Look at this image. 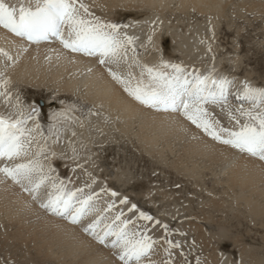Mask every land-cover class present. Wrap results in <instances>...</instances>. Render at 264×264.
<instances>
[{"label":"bare ground","instance_id":"bare-ground-1","mask_svg":"<svg viewBox=\"0 0 264 264\" xmlns=\"http://www.w3.org/2000/svg\"><path fill=\"white\" fill-rule=\"evenodd\" d=\"M6 2L17 8L26 4H31L33 8L35 7V0H6ZM175 2L177 4L175 7L177 14L182 16V18L196 16L203 19L197 20L198 24L192 29L191 33L194 34V37L190 36L191 33H185L179 28L170 32L169 36L176 44L178 54L170 50L169 44H167V37L163 33L164 27L172 16L171 14L174 13L172 4ZM83 3L89 7L90 12L103 21L117 23L120 18L124 17L128 19L130 23L126 25L129 28L125 30L124 27H121L120 31L127 33L131 37H134L136 33L142 32L140 33V41L137 43L138 45L135 44V41L133 45H129L127 57L121 60L119 64L108 63L102 65L99 63L98 56H87L80 52H71L65 49L55 38L37 44L25 38L17 37L10 31L0 27V48L5 49L13 57V62L7 76L0 79L9 81L6 91L11 90L15 94L20 90V85H28L29 95L25 101L36 104V109L38 110V114L36 115L37 120L35 118L29 121L30 127L36 129L35 127L41 124L44 128L51 129L54 126L52 117L56 115L55 112L57 111L55 109L59 107L61 98H65L63 101H68L72 99L71 93L83 94L87 102L84 103L82 109L77 110V114H85L89 103L92 102L102 109L106 117L110 118V121L113 120L115 122L114 127L120 133L129 136L131 134L148 153L153 152L156 145L160 142H162L161 144L169 145L174 140L180 141L183 139L184 144L180 145L182 146L181 151L177 148L180 152L179 159L176 162L174 160L175 166L172 168L182 169L183 172H189L191 177L195 176V174L199 173L197 165L193 163L190 166L188 163L192 160L195 161L198 157L197 160L203 161L201 164L204 165V168L206 167L213 171V166L218 167L219 172L224 171L223 179H218V182L226 187L225 190L232 192L229 195L232 196L231 199H236L238 206L243 205L242 207H245L254 216V219L259 220V223L264 226V161L246 152H241L230 145H225L214 140L202 129L187 120L182 112L164 111L140 103L109 72V68H111L113 72H116L122 78L127 79L128 77V80H131L133 85L141 79L146 83L148 80L147 74L145 73L141 77L143 66H159L163 57L164 60L170 63L180 64L188 71L195 69L199 70L198 72L202 75L211 73L217 77L230 78V73L222 72L223 66L226 65L225 60L230 57L229 54L220 56V58L216 57L208 63L201 62L204 59L200 58L202 59L200 60L201 63H197V61L192 62L193 60H191L194 54L196 56L193 50H197L199 52L197 56L200 55L202 57L200 53H206L207 49L209 50L211 46H214L211 43L212 37L204 32V25H207L210 31H216L219 20L222 17L228 18L227 16L230 13L237 16H241L245 11H253L256 13L255 15L264 14V0H85ZM168 14L171 16H168ZM140 17H144L146 20L143 21L139 19ZM149 37L152 38L151 42L149 41ZM191 41L194 46H191ZM137 47L139 48V52L135 50L134 55L132 49ZM218 47L220 45L216 46V48ZM160 51H163V54ZM211 52H215V50L213 51L212 48ZM219 55H222L221 51ZM177 56L179 57L177 58ZM196 59L194 57V60ZM237 60L238 58H236ZM234 81H237L236 78ZM238 83L234 82L233 85L239 86L240 84ZM35 86H38V88H35ZM51 87L57 88L61 94H50L44 91V88L49 89ZM258 88H264V85ZM0 91L5 90L0 89ZM236 96L234 94L232 101H239ZM18 98L12 99L7 94L0 95V115L13 119L17 118L14 111L12 114V110L14 108L16 110V102L18 101V104L20 102ZM41 98L45 100L44 105L37 103ZM8 105L14 108L11 110ZM235 105L238 106V103ZM206 108L210 114L209 119L213 120L214 118L211 116L212 109L214 111L216 108L219 111L218 113H229L231 109L229 104L225 105L227 112L226 109H222L221 105L209 104ZM18 112L20 113V110ZM18 112H16L17 115ZM86 120V117L82 118L79 123L80 125L77 127H79L78 130L85 127L87 137L89 136V126ZM215 120H218V117ZM218 121L225 127H235V121L233 120L229 119L228 122H223V120ZM241 121L243 122V120ZM107 124L98 121L94 125L100 126L105 132L108 127H105ZM37 133L35 134V132L31 131L32 139L27 157L14 161L0 160V167H12L16 163L38 159L45 168L46 165L47 167L49 165L52 171L56 170L58 171V175L62 174L65 177L69 175H67V172L71 173L73 170L72 166L76 167L77 165L74 168L75 171L72 172L74 178L71 181L67 179L68 184L66 187L71 191L81 188L84 190V194H89L93 189L91 187L95 180L91 167L95 164L96 157L88 153L82 155L79 164L74 163V159H71L69 155L64 153V146L62 145V141H59V138L53 135L55 138H53L52 143L44 148L45 142L40 146L42 138ZM66 134V131H61L59 135L57 134V136L62 137L61 140L64 139L66 147L77 144L78 139L73 138L72 141H69L65 138ZM87 142L89 141L87 140ZM150 154L152 155V153ZM238 155L239 157L234 159ZM60 164L67 165L63 167V165L59 166ZM176 169L175 171L177 172ZM179 172L181 173V171ZM91 173L93 174L90 175ZM24 183L27 186V182ZM46 187L48 186L45 184L41 189ZM138 187L140 188L141 186ZM41 191L36 198L37 200L32 199L33 193L24 191V188L20 184L15 183L12 179H8L3 173H0V220L5 223V228L7 229L4 231L7 233H0V248L1 250L8 251L9 245L19 240L20 242L15 244L25 249L23 257H13V261L21 260L22 262L30 263V261L34 260L37 262L38 259L42 264L54 257L59 264H123L115 258V255L111 256L113 248H110L109 245L95 243L96 241L93 242L92 238H88L90 235L87 236L84 233V227L82 228V226H88L90 220L95 218V214L85 217L79 225L78 223H72L68 217H62L55 213H53L54 215H48L47 209H43L39 201L41 204L47 202L45 198L48 197L50 190L45 192L46 194ZM138 195L140 194H136L137 197ZM144 195H149L150 197L157 196L159 199L168 202L175 198L171 192L166 190H157L156 192L144 190ZM103 201L104 199L96 206L104 207ZM226 204L227 201L224 198L212 196L199 207L200 211H202L200 215H197L194 221L190 220V225L195 234L194 237H197L204 251V256L202 257L204 264H220L222 260V257L218 254L219 251H217L219 246L217 247L214 244H216L218 238L221 239L222 236L228 234H226L227 229H225L227 223L226 221L219 222V218L216 219L217 217L214 220L213 216H215L214 213L216 212L224 211L227 208ZM122 206L121 204L119 208ZM206 219L217 221V226H219V233L217 232V235L205 227L206 225H204L203 221ZM242 240L240 236L235 235L233 237V243L238 244L237 246L241 245L240 249H238L240 250L242 262L244 264H264V244L261 248H252L253 250H250V246L248 247L243 244ZM105 242L109 244L110 240ZM165 247L166 245L163 240L157 241L154 245L151 259H155V264H163L162 258H164L163 251H165ZM226 258L228 259L227 255L225 256ZM219 259L220 261H218Z\"/></svg>","mask_w":264,"mask_h":264},{"label":"rangeland","instance_id":"rangeland-1","mask_svg":"<svg viewBox=\"0 0 264 264\" xmlns=\"http://www.w3.org/2000/svg\"><path fill=\"white\" fill-rule=\"evenodd\" d=\"M176 5V2L172 4L174 13L171 14L172 16L168 14V16H171L169 18L170 21L168 20L167 25L163 29V33L167 37V44H169L170 50L174 51L175 54H178L177 46L169 36L170 32L175 31L179 28L185 33H191L192 29L198 24L197 20L199 21L203 19L202 17L197 18L196 16L182 18V16L177 14V9L175 8ZM255 14L256 13L253 11H245L242 13L241 16H237L235 14L230 13V15L227 16L228 18L222 17L219 20V23L217 24L218 28H216L217 30L215 29L216 31H210V29H208V26L204 25L205 28H207H204V32L212 37L211 43L214 46L210 47L211 50L207 49L206 53L208 54L200 53L202 57H200V55L197 56L199 52L197 50L192 49L193 52L196 53V56L194 54L192 56L193 59L191 57V60H193L192 62L197 61V63H208L211 62L212 59L214 60L216 57L220 58V56H226V54L230 55V57L228 56L229 60H225L226 65L223 66L222 72H227L228 74L230 73V78L228 77L229 80L234 81V79L236 78L237 81L234 82L238 83L240 81L238 83L240 84L239 86L232 85L233 87L231 86V88L229 89L228 104L232 110L239 107V103L241 104V101H232V98L234 94L237 95V93L242 90L241 88H243L242 86L245 82H251L250 85L252 84V87L255 88L264 85V14ZM144 17H140L139 19L144 21L146 20ZM123 18H120L117 23L122 26L130 23L128 19ZM175 26L178 27L176 28ZM127 28H129L128 25L127 27H124L125 30H127ZM165 31L167 34L165 33ZM140 33H136V35L134 36V41L136 45H138L137 43L140 41ZM193 35L194 34L192 33L190 34V36L194 37ZM219 45L220 47L216 48V46ZM191 46H194L192 41ZM212 48L213 51L215 50V52H211ZM135 50L139 52L138 47L135 48ZM220 51L222 52V55H219ZM160 53L163 54V51H160ZM10 55L12 56V54ZM178 57L179 56H177V58ZM194 57L197 59L194 60ZM236 58H238L237 61ZM200 60L202 61L200 62ZM12 62L13 60L10 61L2 55L0 56V73H3L2 77L7 76L9 68H11ZM215 77L221 78L220 76ZM244 78L246 81L243 80ZM19 87L20 90H18L16 94L14 91L11 90L6 91L8 97L12 99H16L19 97L18 99H20V105L18 104V101L16 102V110L14 107H12L14 108L12 110V108L8 105V107L12 110V114L14 111V114L17 117L19 115V110L22 111L24 109L23 112L27 114L28 112H31L32 109H36V104H31L25 101L26 97L29 95L28 85H20ZM35 88H38V86H35ZM44 91H47L50 94H61V92H59V90L55 87H51L49 89L44 88ZM82 93H84V91H82ZM17 94L21 95L18 96ZM71 97L72 99L68 101H63L65 100V98H61L60 104L58 105L59 107L55 109V111L57 112L54 111L56 115L52 117L54 126L51 129H46L41 126V124H39V126L37 125L38 127L36 126V129L31 128L29 123L30 120L27 123L28 129L35 132V134L38 132L39 134H37L39 136L41 135L40 137L42 138V140H40V146L42 143L45 142L44 148L48 147L52 143L53 138H55L53 135H55L56 138H59L60 142L62 141V145L64 146V153L69 155L71 159H74V163L79 164L82 155L88 153L93 154L96 157V162L91 167V170L94 172V174L91 173L90 175L93 174L95 180L93 181V186L91 187L93 189L90 193L99 194V197L96 201V205H98L104 199V207H98L103 209L107 206L108 203L115 202L116 208L113 210V212L106 214L109 218H111L115 214V212L121 211L122 209V211L125 213V219H134L133 221H135L136 227L140 231H144L146 226L148 229L147 235L152 237L154 240H163L165 243V239H170L174 243L179 242L181 247L179 249H172L173 256L171 258L166 252V249L169 246L165 243L166 247L165 251H163V262L171 259L173 261V264H197V260H199L200 264H204V261H202L204 251L200 246L197 237H194L195 234L193 233V229L190 225V222L194 221L197 215H200L202 211H200L199 207L203 203L207 202L212 196H219L227 201V208H225L224 211H219L216 213L213 212L215 215L213 216L214 220L217 217L216 219L219 218V222L226 221L227 223L225 229H227L226 234H228L226 236H222L224 238L220 236L221 239L218 238L216 244H214L217 247L219 246V249L217 251H219L218 254L222 257L220 264H244L241 260L239 250V247H241V245L237 246L238 244L233 243V237L235 235L242 237L243 244L247 245L248 247L250 246V250L263 247L262 245L264 244V226L259 223V220H255L254 216H252L250 212L245 209V207H242L243 205L238 206L236 204V199H231L232 196H229L230 194H232V192L230 190H225L226 187H224L220 182H218L219 180L223 179L224 171L219 172V169L216 166H213V171L206 167L204 168V165L201 164L203 161L197 160L199 157L195 159V161L192 160L193 162L188 161L190 162L188 163V165L191 166V164L195 163L198 167L199 173L195 174V176L191 177L189 172H183L182 169H176V167L172 168L173 166H175L174 160L176 162L179 159V151H181L182 149V146L180 145L184 144L183 139L180 140L181 142L179 140H174L170 142L169 145H166L164 143L161 144L162 142H160L156 145L155 148L157 152L154 150L153 152H150L152 153L151 155L150 153H148V151H146L139 145L137 139L131 134L129 136L120 133L117 128L114 127L115 122L113 120L110 121V118L106 117V114L102 111V109L100 107H97L92 102L89 103L87 112L85 114H77V110L82 109L84 103L87 102L86 97L83 94L72 93ZM44 101L45 100L41 98L37 101V103L39 105H44ZM236 103H238V106L235 105ZM205 107H208V105H206ZM244 107L248 108L249 104L247 102H244ZM222 109H226L225 106H222ZM215 110H211V116L214 118V120L218 117V120H223V122H228L229 119L232 121L231 117L227 112V109V113H218L219 111L216 110V112ZM16 112H18V115L16 114ZM235 113L236 112L233 111L234 115ZM236 115L238 116L239 114L236 113ZM84 117L87 118L86 121L89 126V136L87 137L85 134L87 131L86 128L83 127L78 130L79 127H77L80 125L79 123ZM35 118L36 115L33 119ZM241 120H243V118H241ZM98 121L103 124L108 123L105 126H108L105 132L102 130L103 128H100V126L94 125ZM62 129L67 132L65 138L69 141H72L73 138L78 139L77 144H75L74 146L66 147V144H64L66 143L64 139L61 140L62 137L57 136V134L59 135L61 131L64 132ZM87 140L89 142H87ZM177 148L179 149V151ZM238 157L239 155L234 159H237ZM62 165L63 167H65L67 164H60L59 166ZM73 166V170L71 171V173L67 172V175L71 174V176L68 175L64 177V175L62 174L58 175V171L56 170H53L48 174L53 178L58 177L57 182L63 181V184L67 186V179L71 181L74 178L72 172L75 171L74 168H76L77 165L76 167ZM48 168H50V166L48 165L47 167L46 165V171L48 170ZM175 169L177 170V172L175 171ZM179 171H181V173ZM214 182L216 183L214 184ZM46 185L48 187L41 189L42 191L40 190L42 193L48 192L49 190L52 191L50 184L46 183ZM138 186L141 187L139 188ZM76 189H74L73 191H75ZM102 189L104 191H101ZM146 189L151 190L153 192H156L157 190H166L171 192L175 196V198L168 202L159 199L157 196L150 197L149 195H144V190L147 191ZM111 192H116L118 193V195L113 197L111 196ZM138 193L140 195H138L137 197L136 194ZM124 197L128 198L129 203L127 205H123V208H119V206L121 205L120 200ZM33 198L34 196L32 197V199ZM39 204L41 205L40 201ZM132 204L137 205L138 211H128V209L131 208ZM139 212H145L149 216H152L154 219L152 221H144L142 219H138ZM48 215H50V213H48ZM221 218L223 219L220 220ZM92 219L90 220V223H92L96 219V216ZM207 219L203 221L204 225H206L205 227H207L210 231H213L217 235L219 233V226H217V221L211 220L213 222L212 223ZM155 220H160L161 224L156 225ZM82 221L78 223V225L81 224ZM164 224L168 225V231H165V229L163 228L162 225ZM86 227L82 226L83 231ZM101 227H103V225H101ZM6 230L7 229L5 228V223L3 221L1 222L0 220V233L5 234L7 233L4 232ZM97 231H99V229ZM84 233H86L87 236L90 235L89 232L84 231ZM181 233H184L185 235H181ZM88 238H92L93 242L96 241L95 243L102 245V243H100L93 235L88 236ZM108 240L112 241L113 238L110 237L108 238ZM14 242L19 243L20 241L17 240ZM15 243L9 245L8 251L1 250L0 248V264H41L38 259L37 262L34 260L30 261V263L22 262L21 260L13 261V257L22 258L25 253V249L21 248ZM110 244L111 243L107 245L112 248ZM103 245L106 244L103 243ZM111 252V256L115 255V258L119 260L118 251L116 249H113ZM181 253H183V255H181ZM226 255L228 259H225ZM9 257H12V260ZM152 260L155 261V259ZM218 261H220V259ZM120 262L123 263L122 261ZM42 264H59V262H57V259L53 257L51 260H48L47 262H44Z\"/></svg>","mask_w":264,"mask_h":264},{"label":"snow or ice","instance_id":"snow-or-ice-1","mask_svg":"<svg viewBox=\"0 0 264 264\" xmlns=\"http://www.w3.org/2000/svg\"><path fill=\"white\" fill-rule=\"evenodd\" d=\"M0 27L17 37L39 44L53 38L71 52H80L87 56H98L100 64H119L127 57L129 45L134 37L120 31L118 23L106 22L90 12L83 0H35L31 4L15 7L6 0H0ZM151 37L149 41L151 42ZM211 50V49H209ZM135 55V49H132ZM0 55L7 60L13 57L3 48ZM170 70V71H169ZM114 79L125 86V90L137 101L149 107L172 112H182L193 125L225 145H230L241 152L264 160V88L252 87L244 83L242 91L237 93L241 101L238 108L229 110V116L235 121V127H225L218 120L209 119L206 105H228L229 89L234 81L228 78H216L213 74L202 75L197 70L188 71L180 64L170 63L161 58L159 66H143L141 77L147 74L148 80H138L135 85L109 68ZM3 73H0V77ZM9 81L0 79V95L6 94ZM244 102L249 104L244 107ZM233 111L239 115H234ZM38 114L37 109L25 114L20 111L13 119L0 115V160H20L29 155L31 130L27 123ZM243 118V122L241 121ZM38 159L16 163L12 167H0V173L20 184L24 191L38 197L40 189L50 183L52 191L48 200L41 207L50 209L57 215L67 216L72 223H80L85 217L95 214L96 219L85 229L95 236L100 243L112 237L111 247L118 250V258L123 264H155L151 259L154 245L157 243L144 231L137 229L135 221L125 219L123 211H117L109 218L106 214L116 208L115 202L108 203L103 209L96 206L98 193L84 194L81 188L69 190L63 181L51 177ZM24 182H27V186ZM101 191H104L103 189ZM118 193L111 192L115 197ZM128 198L120 200L127 205ZM129 212L138 211L132 204ZM138 219L152 221L154 218L145 212H139ZM160 225V220H155ZM103 225V227H101ZM168 231V225H162ZM99 229V231H97ZM181 235H185L181 233ZM169 246L168 256H173L172 249H179V242L165 239ZM183 255V253H181ZM163 264H173L171 259ZM197 264H200L197 260Z\"/></svg>","mask_w":264,"mask_h":264}]
</instances>
